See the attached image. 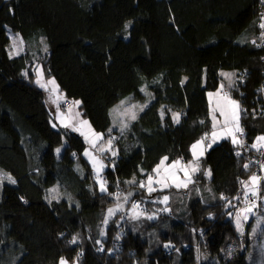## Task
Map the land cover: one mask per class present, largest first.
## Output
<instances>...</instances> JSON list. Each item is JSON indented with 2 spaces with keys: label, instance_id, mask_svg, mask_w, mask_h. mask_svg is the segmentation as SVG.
Listing matches in <instances>:
<instances>
[{
  "label": "trees",
  "instance_id": "1",
  "mask_svg": "<svg viewBox=\"0 0 264 264\" xmlns=\"http://www.w3.org/2000/svg\"><path fill=\"white\" fill-rule=\"evenodd\" d=\"M262 16L264 0H0V170L15 180L0 195V264H255L250 232L228 220L227 206L264 136ZM8 30L26 43L24 53H9ZM35 56L105 142L114 141L117 157L101 176L106 192L83 136L53 127ZM224 69L237 72L229 91L246 110L243 144L224 140L200 158L195 183L212 193L164 202L168 190L140 185L164 157L190 161L192 146L211 133L208 92ZM144 86L153 100L125 131L110 133L111 108L127 97L145 101ZM122 196L144 206L142 214L107 227L106 212Z\"/></svg>",
  "mask_w": 264,
  "mask_h": 264
},
{
  "label": "rangeland",
  "instance_id": "2",
  "mask_svg": "<svg viewBox=\"0 0 264 264\" xmlns=\"http://www.w3.org/2000/svg\"><path fill=\"white\" fill-rule=\"evenodd\" d=\"M8 36L10 38L9 53L12 56H18V55L24 53L26 49H28L26 43L23 41V39L20 37L19 34H15V33L11 32L10 30H8ZM14 41H15V44H14ZM21 41H22V43H21ZM37 44H38L37 47L39 46V49L41 48L42 52L40 50L39 51L41 52V54L43 56L45 55V53H48L49 49H48V46L46 44L45 39L44 40L40 39L39 42H37ZM30 48H31V46H30ZM31 49H34V47ZM39 51H38V54H39ZM17 52L19 54H15ZM41 54H40V56H41ZM32 62H33L32 70H33L34 75H35V77H34L35 83H36L37 78H38L37 77V70L38 69L42 70V73H43V76L41 79L42 83L47 84V82L49 80L54 79V78H48L45 75V73L43 72V69L41 67V64L37 62L36 56L33 57ZM221 73H233L234 74L231 78L232 84L230 87H229V80L226 79L223 75H221ZM236 75H237V72L235 70H230V69L221 70L220 76H221L222 80H221V84H220L219 88L216 91L208 92V102H209V108H210L209 115H210V121H211V125H212L211 133L213 131V123H214V121L212 119V110H213V108H215L217 101L220 100V97L223 96L225 93H227V95L230 96V98L232 99V95H231L229 90H230V88L235 86L236 79H237ZM221 85L224 86L223 89H221ZM55 86H58L56 80H55V85H51V84L47 85V90L45 88H42L39 86L41 89L45 90L47 95H48L47 104L51 108L53 115H54V120H52V125L55 128H57V126H60L62 128H68L70 130H73V127H77V128H80V131H76L77 133H79L80 135H82L81 132L85 133V135H82L83 138L85 139L86 143H87L85 152L86 151L90 152L92 154V156H94L98 161L102 162L104 165L103 170L100 172V178H101L103 172L108 168V163L106 162V159H110L113 161L117 157L118 153H117V150L114 148V141L112 140L110 150H107L109 148V146H108L107 142H105L104 138H103V140L97 142L96 148H93L91 146V144L88 142V140H86V138H85V136H88V139L93 138L89 132L88 125L91 126V130H93L95 133H100V132H98L94 129L90 120L87 117H85V115L83 114V111L81 109V102H80L78 107H73L72 104L68 108L64 107V102L67 100H70V98H68L59 89V86H58V92H53V88ZM142 89H145V91H143L146 94V100L145 101H134L130 97H127V98L119 101L118 103H116L111 108L110 114H111L112 125L110 128L111 129L110 133L113 134V131H118V132L125 131L129 127L130 123L133 121L131 119V114L134 112L136 114V116H138V114L141 112L140 106H145V105L147 106L153 100L152 92L150 90H148L146 86L142 87ZM218 92L220 93V96L216 95ZM210 93L213 94L211 97L209 96ZM61 94L64 97L63 100L58 99V96H60ZM73 101H79V100L73 99ZM122 101H124L123 105H121ZM57 104H59V109L57 108ZM133 105H135L136 107L133 108L132 107ZM145 108L146 107H144L143 109H145ZM69 109H70V111H69ZM114 109H118V110L113 111ZM76 113H79V115L77 116ZM61 114H63V115H61ZM215 115L217 116V119L220 121V124L218 125L216 131H217V134L221 138H219L215 142H213V138L211 136V133L208 134L207 138L203 140V144L198 146L196 149V152L198 155L201 151H203V155H204L205 154V148H207L209 144H212L211 145V147H212V146L220 143L221 141H224L227 139L232 140L231 136L226 135L222 131L224 118L222 116H220L219 111H217L215 113ZM81 121H87L88 125H81ZM65 124H69L71 126L65 127L64 126ZM125 124L127 125V127H124ZM239 125L243 129V127L241 126V115H240ZM122 128H123V131H121ZM235 135L239 141H242L241 144H243V140H242L243 134L241 135L240 133H236ZM201 140H199V141H201ZM195 144H197V142ZM100 147H104L106 150L103 152H100V151H98V148H100ZM60 151H61V149H59V152ZM85 152H84V156H85ZM113 152H115L116 155H113L112 154ZM263 155H264V149H262L261 151H258V153L255 154L251 158V164L253 167V171L244 182H248L250 180V177H252L253 175L259 177L260 178L259 181L255 185L249 184L248 186H246L245 184H242V189H241L240 193L234 199H232L228 203V206H227V207H229V205H231L234 209V215L232 217V219H233L232 221L236 225V227H237V218L239 217L241 220L242 227H243V232L244 231L247 233L250 232L248 257H249L250 261L255 263V264H264V223L258 224V221H264V202H262L263 197H264V168H262ZM202 156H199V164H200V158ZM85 159L91 165L94 174L97 176L96 170L93 168V163L90 160V158L88 156H85ZM192 160H193V150H192V159L190 161H192ZM180 161L182 162V164H185V165L190 162V161L185 162L182 160H180ZM168 164H171V163L166 162V165L164 167H166ZM97 167H99V164H97ZM208 170H206V172ZM174 171H175V176L177 179L174 181L173 179L169 178L167 180L169 187H163L161 184L153 182L152 187H154L156 189L153 192L168 190L169 192L166 194V196L168 197L167 201L170 198H172L170 196L176 197V196H178V194L190 193V195H193L194 193H196V194L202 195L204 190L212 193V188H211V185L209 183H206V184H196L195 183V175L198 174L200 170L198 172H195V173H191L190 169L188 170L189 174L192 176L193 182L188 183V186L186 188L185 187H179L178 188L175 186V183H177V182H180V181L186 182L187 181V177L185 176L184 171L179 170V168L174 170ZM161 172L163 174V167L161 169ZM8 176H9V174L4 172L3 170H0V195H1V190H2V187L4 184H12L9 181V179L7 178ZM151 176H153L154 181L160 179V177H158L155 172H153L151 174ZM208 177H210V176H208ZM147 182H148V179H147L145 185H147ZM252 188L256 189L257 195H255V196L251 195L250 189H252ZM146 189L148 191L147 187H146ZM245 192H249V196L247 199L245 198ZM148 193H149V191H148ZM125 197L128 198L127 202H125V199H124ZM118 200H119V202L115 206H113L109 209H116L117 205H122V208L117 210L115 212V214L111 215V216H109V209L107 210V212H106L107 223H105V225L107 227L109 225V222L112 221L114 218H118V219L130 218V219H132L131 218V216L133 214L132 213V205H133V203H135V204H137V203L133 202V201L131 202L130 196H122V197H119ZM249 201L254 202L256 207L253 209V213L247 214L248 219H247V221H244V215H246V213L243 210L246 207L250 206ZM140 209L141 208L139 207L137 209V211L142 213ZM253 229H256V231L253 232ZM202 237H203V235H202ZM243 237H245L244 234H243Z\"/></svg>",
  "mask_w": 264,
  "mask_h": 264
},
{
  "label": "snow or ice",
  "instance_id": "3",
  "mask_svg": "<svg viewBox=\"0 0 264 264\" xmlns=\"http://www.w3.org/2000/svg\"><path fill=\"white\" fill-rule=\"evenodd\" d=\"M261 20H262V22L260 23L259 27L261 29H264V16L261 17ZM125 27H128V25H125ZM262 37H264V33H262ZM21 43H22V41H21ZM253 43H255V41ZM14 44H15V41H14ZM15 54H19V53L17 52ZM25 75H26V73H25ZM221 75H223L226 79L229 80V87H230L231 84H232V79L231 78H232V76L234 74L233 73H221ZM42 76H43L42 70L38 69L37 70V77L38 78H37L36 83L40 87L45 88L47 90V85L48 84L55 85V80L54 79L53 80H49L47 82V84L42 83L41 82ZM223 87L224 86L221 85V89H223ZM141 91H145V89H141ZM53 92H58V86H55L53 88ZM212 95L213 94H211V93L209 94L210 97ZM216 95L220 96V93L218 92ZM58 99L59 100H63L64 99L63 95L61 94L60 96H58ZM79 104H80V101H73L72 102V106L73 107H78ZM123 104H124V101L121 102V105H123ZM132 107L135 108L136 106L133 105ZM144 107H146V105L145 106H140V110L143 111ZM57 108L59 109V104H57ZM117 110L118 109H114L113 111H117ZM69 111H70V109H69ZM217 111H219L220 116H222L224 118L223 119L222 131L226 135L232 137V143H234V144L242 143V141H239L237 139L235 134L236 133H240L241 135L243 134V129L239 125V120H240L241 113L245 112L246 110L242 109L240 107L238 101L231 99L230 96L227 95V93H225L223 96H221L220 100L217 101L215 108H213V110H212V119H213L214 123H213V131L211 133V136L213 138V142H215L217 139L221 138L217 134V131H216L218 125L220 124V121L217 119V116L215 115V113ZM61 115H63V114H61ZM76 115L78 116L79 113H76ZM160 115H161V118H163V116H164L163 110L161 111ZM172 115H173V121L175 123H179L180 122V114L179 113H173ZM131 119L132 120L137 119V116H136V114L134 112L131 114ZM81 125H88V122L87 121H81ZM64 126L65 127H70L71 125L65 124ZM124 127H127V125L125 124ZM88 128H89V132H90V134H91V136L93 138L92 139H88V136H85V138H86V140H88V142L91 144V146L93 148H96L97 147V142L103 140L104 134L95 133L93 130H91V126L90 125H88ZM73 131H80V128L73 127ZM121 131H123V128L121 129ZM109 132H111V129H109ZM81 134L85 135L84 132H81ZM206 138H207V136L202 138L201 141H198L197 144H194L192 146L193 160L190 161L188 164H186V165L182 164V162L180 160H177V161L172 162L171 164H168L166 167H164L166 165V162L168 161V157H164L161 160L160 164L153 170L156 173V175L158 177H160V179L154 181L153 176L150 175L148 177L147 185H145L144 183H141L140 187H147L149 193H151V192L156 190L154 187H152L153 182L159 183L163 187H169V184L167 183V180L169 178H171V179H173L175 181L177 178L175 176V171L174 170L179 168V170L184 171V174L187 177V181L186 182L185 181L177 182V183H175V186L178 187V188L179 187H185L186 188L188 186V183H192L193 182L192 181V176L189 174L188 170L190 169L191 173H195V172H198L200 170L199 156L203 155V151H201L199 153V155H198L197 152H196V149H197L198 146L203 144V140L206 139ZM107 144L109 146V148L107 150H110V146L112 144V139H109L107 141ZM208 147H211V144H209ZM252 147L255 148L257 151H260L261 149H264V136L257 137V140H256L255 143H253ZM105 150L106 149L104 147L98 148V151H100V152H103ZM57 152H59V149H57ZM112 154L116 155L115 152H113ZM238 155H239V153H238ZM85 156H88L90 158V160L92 161V163H93V168L96 170V173H97V181L100 184V191L101 192H106L107 191V188L105 187L106 181H103L100 178V172L104 168L103 163L98 161L88 151L85 152ZM97 164H99V167H97ZM162 167H163V174L161 172ZM244 167L247 168L248 165H245ZM262 168H264V165H262ZM205 175L210 176L211 175V171L208 170L207 172H205ZM7 178L9 179V181L11 183H15V180H13L10 176H8ZM259 179H260L259 177L253 175L252 177H250V180L248 182L242 181L241 183L245 184L246 186H248L249 184L255 185L259 181ZM132 182L135 183V181H132ZM250 192H251L252 196L257 195V191H256L255 188L250 189ZM129 195H131V193ZM248 196H249V192H245V198L246 199L248 198ZM117 198L119 199V197H117ZM124 199H125V202H127L128 198L125 197ZM163 199H164V202H166L168 197L165 196ZM249 204H250V206L246 207L243 210L246 213V215H244V221H247V219H248V215L247 214L253 213V209L256 207L254 202L249 201ZM120 208H122V205H117L116 209H109V216L114 215L115 212L117 210H119ZM138 208H139V205L133 203V205H132V213L133 214L131 216L132 219H138L139 216L142 214V213L137 211ZM147 218L148 219H153V217H151V216H149ZM105 223H107V219L105 220ZM260 223H264V221H258V224H260ZM237 228H238L239 231H241V233H243V227H242L241 220H240L239 217L237 218ZM255 231H256V229H253V232H255ZM103 234L104 233L101 232V235H103ZM75 242H76V240L74 238L72 243H75ZM100 250H103V249H100ZM60 264H67V261L61 259Z\"/></svg>",
  "mask_w": 264,
  "mask_h": 264
},
{
  "label": "built area",
  "instance_id": "4",
  "mask_svg": "<svg viewBox=\"0 0 264 264\" xmlns=\"http://www.w3.org/2000/svg\"><path fill=\"white\" fill-rule=\"evenodd\" d=\"M71 104H72V100H69V101H66L64 105H65L66 108H68V107L71 106ZM143 207H144V206L141 205V206H140V208H141L140 210H142Z\"/></svg>",
  "mask_w": 264,
  "mask_h": 264
},
{
  "label": "water",
  "instance_id": "5",
  "mask_svg": "<svg viewBox=\"0 0 264 264\" xmlns=\"http://www.w3.org/2000/svg\"><path fill=\"white\" fill-rule=\"evenodd\" d=\"M233 212L230 214V216L228 217V220L231 221L232 220V217H233ZM68 264V263H67Z\"/></svg>",
  "mask_w": 264,
  "mask_h": 264
},
{
  "label": "crops",
  "instance_id": "6",
  "mask_svg": "<svg viewBox=\"0 0 264 264\" xmlns=\"http://www.w3.org/2000/svg\"><path fill=\"white\" fill-rule=\"evenodd\" d=\"M48 96V95H47ZM54 116V115H53ZM60 127V126H59ZM227 140H229V139H227ZM230 141L232 142V140L230 139ZM212 145V144H211ZM209 147H207V148H205V151L208 149Z\"/></svg>",
  "mask_w": 264,
  "mask_h": 264
}]
</instances>
